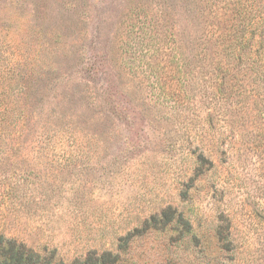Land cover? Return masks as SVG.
Masks as SVG:
<instances>
[{"label":"rangeland","instance_id":"rangeland-1","mask_svg":"<svg viewBox=\"0 0 264 264\" xmlns=\"http://www.w3.org/2000/svg\"><path fill=\"white\" fill-rule=\"evenodd\" d=\"M192 3L0 0V232L68 262L147 219H189L194 241L169 224L134 240L139 264H264V137L243 131L191 178L205 109Z\"/></svg>","mask_w":264,"mask_h":264},{"label":"trees","instance_id":"trees-1","mask_svg":"<svg viewBox=\"0 0 264 264\" xmlns=\"http://www.w3.org/2000/svg\"><path fill=\"white\" fill-rule=\"evenodd\" d=\"M230 3L229 11H220L216 3L193 0L191 7L196 10L189 12L190 25L197 27L192 29L189 57L205 65L203 91L198 92L205 103L204 115L195 144L189 150L195 162L191 178L211 169L217 155L231 157L232 144L243 131L264 137V0L224 1V5ZM17 112L10 115L13 128L23 116L21 110ZM249 126L252 130L246 128ZM0 130L3 135L2 127ZM167 224L180 237L197 239L189 219H147L117 238L116 251L88 249L65 262L52 251L38 253L24 241L0 232V264H139L130 244L162 231ZM229 226L219 222L213 227L220 250H227L233 243ZM203 245L199 250H206L207 245Z\"/></svg>","mask_w":264,"mask_h":264}]
</instances>
